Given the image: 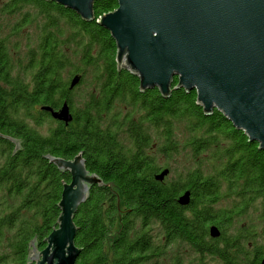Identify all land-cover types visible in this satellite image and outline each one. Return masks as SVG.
Here are the masks:
<instances>
[{"label":"trees","instance_id":"16d2710c","mask_svg":"<svg viewBox=\"0 0 264 264\" xmlns=\"http://www.w3.org/2000/svg\"><path fill=\"white\" fill-rule=\"evenodd\" d=\"M93 6L87 21L51 0H0V264L46 247L71 181L49 156L79 153L103 183L74 217L76 264H261L264 149L222 111L207 115L177 76L169 97L142 91L97 22L118 0ZM65 101L69 124L45 110Z\"/></svg>","mask_w":264,"mask_h":264},{"label":"water","instance_id":"95a60500","mask_svg":"<svg viewBox=\"0 0 264 264\" xmlns=\"http://www.w3.org/2000/svg\"><path fill=\"white\" fill-rule=\"evenodd\" d=\"M51 1L84 20L95 19L94 0ZM97 22L116 42L120 69L137 76L142 91L158 88L169 97L177 76L178 87L196 90L207 115L222 111L264 149V0H118V7ZM78 82L76 76L72 87ZM45 110L66 124L73 120L66 101L59 110ZM49 159L69 172L71 181L63 185L61 213L46 247L39 250L32 243L27 264H76L81 249L75 243L74 217L103 180L87 169L82 153ZM168 173L157 178L164 180ZM189 202L187 191L179 203ZM210 231L213 237L221 234L215 225Z\"/></svg>","mask_w":264,"mask_h":264},{"label":"rangeland","instance_id":"374dc122","mask_svg":"<svg viewBox=\"0 0 264 264\" xmlns=\"http://www.w3.org/2000/svg\"><path fill=\"white\" fill-rule=\"evenodd\" d=\"M119 107L117 108V110H121L122 111V107L120 106V105H118ZM124 108V107H123ZM189 160H187V157H186V155H185V153H184V155L182 156V158H179V159H177L176 161L174 160V161H172L173 163H172V167L173 168H177L178 169V171H183L186 167H188V164L190 163V162H188ZM175 173V171H172V175ZM184 173V172H183ZM176 174H178V172L176 173ZM230 203V201H225V202H223V205L224 206H226V205H228ZM32 254H33V252H32ZM193 256L194 255H192L191 254V256H189L188 258H186L185 259V261H184V264H194V262L192 261V259H193Z\"/></svg>","mask_w":264,"mask_h":264}]
</instances>
